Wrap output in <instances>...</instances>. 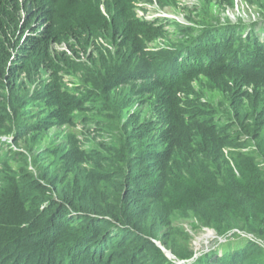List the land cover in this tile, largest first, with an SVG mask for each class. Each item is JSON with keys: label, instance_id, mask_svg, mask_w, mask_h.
Returning a JSON list of instances; mask_svg holds the SVG:
<instances>
[{"label": "trees", "instance_id": "obj_1", "mask_svg": "<svg viewBox=\"0 0 264 264\" xmlns=\"http://www.w3.org/2000/svg\"><path fill=\"white\" fill-rule=\"evenodd\" d=\"M52 3L0 0V75L15 80L45 64L52 46L82 44L86 24L58 25ZM223 33L224 48L211 53L140 55L145 70L131 71L148 83V119L108 121L117 139L83 145L65 132L41 145L37 129L72 124L54 90L58 123L33 121L18 104L0 114V135L17 147L0 160V264H264V33L239 35L241 53ZM200 75L231 91L225 121L179 98ZM188 220L228 243L193 258Z\"/></svg>", "mask_w": 264, "mask_h": 264}, {"label": "rangeland", "instance_id": "obj_2", "mask_svg": "<svg viewBox=\"0 0 264 264\" xmlns=\"http://www.w3.org/2000/svg\"><path fill=\"white\" fill-rule=\"evenodd\" d=\"M52 7L57 9L58 25L65 24L64 18L68 19L67 24H86L84 47L71 38V47L69 42L52 46L50 59L37 70H21L15 80L0 75V114L12 113L11 106L18 104L33 121L58 123L56 109L51 106L52 98L47 95L54 90L60 100L57 107L72 117L70 126L51 128L47 136L42 134V129H37L35 133L40 136L41 145L52 144L54 133L59 134L60 141L68 132L83 145L94 146L103 140L115 139L114 135L117 139L114 126H108L107 122L118 116V125L130 115L140 114L142 121L147 120L146 108L151 105L148 83L134 79L138 74L131 71L144 67V63H139L140 55L151 56L149 61L154 58L164 61L165 56L160 57L164 50L183 49L184 53H190L193 49L211 53L218 45L219 49L224 48L223 32L228 31L234 33V38L227 49L230 53H241L246 48L238 40L239 35L245 39L249 34L264 33V0H53ZM135 26L139 37L133 40ZM88 34L91 38L85 43ZM228 87L233 91L245 89L240 85ZM190 88L192 91L188 94L187 88L180 91L179 98L185 105L200 107L214 119L225 121L229 117L226 108L231 91L227 87L200 75L191 82ZM154 115L150 113L151 117ZM12 139L13 136L0 135V160L10 150H17ZM183 223L192 237L193 258L228 243L223 238L215 239L211 229L197 222ZM183 262L188 264L192 259Z\"/></svg>", "mask_w": 264, "mask_h": 264}, {"label": "water", "instance_id": "obj_3", "mask_svg": "<svg viewBox=\"0 0 264 264\" xmlns=\"http://www.w3.org/2000/svg\"><path fill=\"white\" fill-rule=\"evenodd\" d=\"M163 251L166 253V255H167L168 257H172V258H173L172 254H171L170 252H168V251H166V250H163Z\"/></svg>", "mask_w": 264, "mask_h": 264}, {"label": "clouds", "instance_id": "obj_4", "mask_svg": "<svg viewBox=\"0 0 264 264\" xmlns=\"http://www.w3.org/2000/svg\"><path fill=\"white\" fill-rule=\"evenodd\" d=\"M182 262V261H181Z\"/></svg>", "mask_w": 264, "mask_h": 264}]
</instances>
